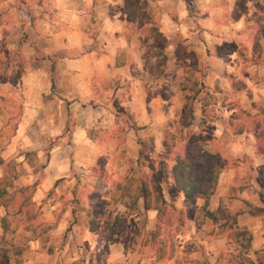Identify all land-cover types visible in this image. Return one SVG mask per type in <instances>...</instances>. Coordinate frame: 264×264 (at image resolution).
<instances>
[{
	"label": "crops",
	"instance_id": "0c3cea01",
	"mask_svg": "<svg viewBox=\"0 0 264 264\" xmlns=\"http://www.w3.org/2000/svg\"><path fill=\"white\" fill-rule=\"evenodd\" d=\"M131 2L0 0V181L38 218L12 252L19 264H264V21L240 0ZM174 103L193 108L181 128L218 169L189 206L173 168L190 139L176 151L162 135Z\"/></svg>",
	"mask_w": 264,
	"mask_h": 264
},
{
	"label": "trees",
	"instance_id": "16d2710c",
	"mask_svg": "<svg viewBox=\"0 0 264 264\" xmlns=\"http://www.w3.org/2000/svg\"><path fill=\"white\" fill-rule=\"evenodd\" d=\"M135 2L136 0H132L131 4L133 5ZM23 65L24 62L20 61L19 68L22 69ZM193 85H195V83ZM165 146L168 150L170 149V146L167 143ZM186 147L187 149L184 156L177 160L176 165L173 168V179L177 189L184 192L186 202L189 206L193 196L198 193L208 194V190L214 186L216 182L218 169L214 166V159L200 149V146L196 144L195 138H191ZM2 163L3 162L0 159V165ZM262 176H264V169H262ZM155 179L157 182L160 180V172L155 174ZM19 191L22 192L23 197L26 196L25 190L19 189ZM28 202V199L25 198L22 207H27L29 209L27 210L30 212L29 220H31L33 216H35V212L33 205ZM261 202L264 205L263 196H261ZM0 204L5 206H11L14 204V195L8 192L6 184L2 181H0ZM217 214L218 213L212 214L209 212L203 213L204 216L211 217L213 219L216 218ZM1 224L2 229L6 230L5 226L7 227V224H5V219H1ZM228 237H234V240L238 243L241 251L246 252L248 250L251 236L247 231L237 230L234 233H231ZM20 252L21 251L18 248L13 249L12 255L14 257V264L20 263Z\"/></svg>",
	"mask_w": 264,
	"mask_h": 264
},
{
	"label": "rangeland",
	"instance_id": "374dc122",
	"mask_svg": "<svg viewBox=\"0 0 264 264\" xmlns=\"http://www.w3.org/2000/svg\"><path fill=\"white\" fill-rule=\"evenodd\" d=\"M238 8L240 11H244L248 18L247 20L264 21V0H240ZM178 101H180V97ZM170 110L173 111L172 118L170 121H167L162 135L165 133L164 131L169 130L172 137H168L167 141L174 144V150L177 151L183 146L185 141L187 144L188 138L191 139V136L194 135V128H187L185 130L181 128V125H186L188 122V119L185 116L191 113L193 108L183 110L182 104L176 105V103H174L173 108H170ZM183 117H185L184 120H182ZM130 122L131 121H121L117 123H119L120 128L124 129L126 126L130 125ZM17 204L18 202L9 207V231L4 236L3 240L0 241V264H11L13 262V256L11 254L12 247L18 242L24 245L25 241L30 240L32 237L31 230L34 224L38 222L36 213L35 218H33L35 221L32 222L28 221L30 216H24L23 213L18 214L16 212ZM80 262L81 259L78 261V264Z\"/></svg>",
	"mask_w": 264,
	"mask_h": 264
}]
</instances>
